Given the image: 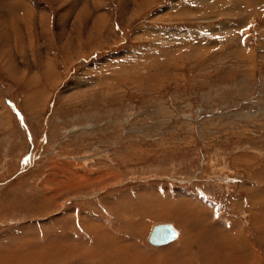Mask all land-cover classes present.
<instances>
[{"label": "rangeland", "instance_id": "rangeland-1", "mask_svg": "<svg viewBox=\"0 0 264 264\" xmlns=\"http://www.w3.org/2000/svg\"><path fill=\"white\" fill-rule=\"evenodd\" d=\"M20 1L41 25L0 40V264H264V4Z\"/></svg>", "mask_w": 264, "mask_h": 264}, {"label": "crops", "instance_id": "crops-1", "mask_svg": "<svg viewBox=\"0 0 264 264\" xmlns=\"http://www.w3.org/2000/svg\"><path fill=\"white\" fill-rule=\"evenodd\" d=\"M0 2L2 3V9H0V40H3V38H8V37H6L8 34L10 36L13 35V37H11V38H13L16 41H21L24 36L26 37L25 41H28L29 40L28 35H29V33H32L31 30H33V29L30 27L29 28L30 32H27L26 24L28 23L27 25H31L32 20L34 21V25H35V32L39 33V28H40L41 22H38L34 16L29 17V19L26 17H22V16H24L25 13H28V8H27V6H25V4L22 3V1H20V0H0ZM51 2L54 3V0H51ZM84 2H85V0H84ZM79 3H81V2H79ZM83 6H82V8H85V4H83ZM59 7H61V6L58 5L56 8H59ZM34 8L36 9V12H37V9L39 8V6L36 5V6H34ZM70 8H71L70 3H69V5H67V6L65 5L62 8H60L61 10L59 11V13H60L59 16L65 17L66 14H68V12L70 11ZM21 9H23L24 12H21L20 11ZM93 12H94V15L98 14L97 10H95ZM94 15H92V16H94ZM97 16H94L93 19L91 21L87 22V24H85V25H93V26L96 25L97 21H95L94 19H97L98 18ZM9 25H10V27H9ZM58 25H59L58 27L57 26L53 27V34L56 31V33H55L56 37H54V41L55 40L72 39V38H68L67 36H65V33H66L65 27H67V26L66 25L65 26L60 25V23H58ZM86 30H88V31H86ZM86 30H85V34H89L90 30L88 28ZM14 32H16V34ZM62 33H64V34H62ZM16 35H17V38H15ZM31 45L32 44H29V46H31ZM1 46L2 45L0 44V47ZM27 50L28 49H26V52H27ZM16 51L17 50H15L14 55H20L18 53V51L17 52ZM36 52H37V49H36ZM180 213L184 215L185 219H187L186 223L189 221V219L190 220L193 219L189 225H186L187 226L186 232H189L191 234L190 237L192 238L194 235V232L197 233L199 230V229H197L198 224L195 223L194 217L191 216V215H193V213L190 210L189 211L181 210L177 214L180 215ZM185 244L181 243L182 246L180 248L183 249L186 246ZM179 246H180V243H179V245H177L174 248V250L177 251ZM171 251H173V249H171Z\"/></svg>", "mask_w": 264, "mask_h": 264}, {"label": "water", "instance_id": "water-1", "mask_svg": "<svg viewBox=\"0 0 264 264\" xmlns=\"http://www.w3.org/2000/svg\"><path fill=\"white\" fill-rule=\"evenodd\" d=\"M176 237V232L170 224H157L152 229L148 236L149 244L153 246H164Z\"/></svg>", "mask_w": 264, "mask_h": 264}, {"label": "bare ground", "instance_id": "bare-ground-1", "mask_svg": "<svg viewBox=\"0 0 264 264\" xmlns=\"http://www.w3.org/2000/svg\"><path fill=\"white\" fill-rule=\"evenodd\" d=\"M255 1V0H254ZM262 1V2H261ZM256 2V4L255 3H252V1L251 0H245V3H244V5H243V7L244 6H253L254 8H255V10H257V2L258 3H262V4H264V0H256L255 1ZM0 4L2 5V3L0 2ZM240 5H241V3H240ZM242 6V5H241ZM242 10H243V8L242 7H240V9H238V10H232V12L233 13H231V12H229V14L228 15H235V14H237L236 15V17H238V18H241V16L243 15V14H245V13H248V10H246V11H243L242 12ZM239 13V14H238ZM242 14V15H241ZM243 18V17H242ZM253 194V193H252ZM199 208V207H198ZM198 210V209H197ZM203 211V210H202ZM204 212V211H203ZM216 215H218V214H216ZM218 219V218H217ZM215 221V220H214ZM222 223V222H221ZM157 224H170L172 227H173V229L175 230V232H176V237H175V239L172 241V242H174V241H176L177 239H178V237H179V232L176 230V228L174 227V225L173 224H171V223H155L153 226H152V228L155 226V225H157ZM215 224V223H214ZM219 226V225H218ZM215 227H217V226H215ZM151 228V229H152ZM202 228V227H201ZM216 229V228H215ZM219 230V229H218ZM222 230V229H221ZM215 231V230H214ZM151 232V231H150ZM147 242H148V238H147ZM172 242H170V243H172ZM149 243V242H148ZM170 243H168V244H170ZM168 244H166V245H168ZM151 245V244H150ZM153 246V245H152ZM165 246V245H164ZM155 247H157V246H155ZM160 247H162V246H160ZM252 253V252H251ZM207 254H209L208 252H207ZM212 254H214V253H212ZM252 254H254V253H252ZM251 255V254H250ZM253 256V255H252ZM214 258V257H213ZM217 258V257H216ZM249 258V257H248ZM212 259V258H211ZM187 261V260H186ZM251 261V260H250ZM193 263V262H192ZM196 263V262H195ZM253 263V262H252ZM251 264V263H250Z\"/></svg>", "mask_w": 264, "mask_h": 264}]
</instances>
